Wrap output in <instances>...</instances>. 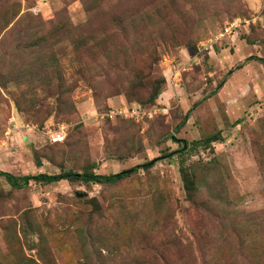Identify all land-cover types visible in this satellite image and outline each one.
<instances>
[{
	"label": "rangeland",
	"instance_id": "1",
	"mask_svg": "<svg viewBox=\"0 0 264 264\" xmlns=\"http://www.w3.org/2000/svg\"><path fill=\"white\" fill-rule=\"evenodd\" d=\"M235 19L238 36L216 41ZM161 79L145 104L137 85ZM133 105L157 113L108 117ZM156 159L112 184L0 178V264H264V0H0V171Z\"/></svg>",
	"mask_w": 264,
	"mask_h": 264
},
{
	"label": "trees",
	"instance_id": "2",
	"mask_svg": "<svg viewBox=\"0 0 264 264\" xmlns=\"http://www.w3.org/2000/svg\"><path fill=\"white\" fill-rule=\"evenodd\" d=\"M109 53H111V52L109 51ZM108 57H109V54H108ZM164 83H165L164 79H161L160 81H156V82L151 83L150 87L146 86V83L137 85V87L138 88L140 87V89H141L139 92L143 93L145 96L147 95V99L145 101V104L153 105L157 101V99L159 98V96L162 92L161 85ZM139 92H136V94L135 93H128V95L130 97L131 96L135 97L136 95H138ZM141 107H143V106H141ZM143 108H147V107H143ZM184 123H185V121H183L182 125ZM171 139L173 140L174 138L171 137ZM174 141H176V140H174ZM219 141H222L221 133H216V134H213L211 136H208L207 138H205L201 141L195 142L193 144V146H199V145L204 146L205 145V146L209 147L213 143L219 142ZM56 145H59V144H56ZM184 154H186V152L183 149H181V150H178L177 152L167 154V157L170 158V157H173L174 155H178L181 157ZM157 161H158V159L153 160V161L148 162V163H145L143 165H139V166L133 168L132 170L124 171V172H121L119 174H110V175H99V174H94V173H77V172H73V171H68V172H63L60 174H53V175H51V174H38V175H34V176H32V175L14 176L11 173L0 171V178H3L13 189H17V190H21V189L28 187L31 182H35L38 184H53V183H59L62 181H68L70 183L80 181V182H83L84 184H92V183H94V184L111 183L112 184V183H117V182H120L122 180L127 179L130 175H132L135 172H138L139 170L150 169ZM179 171H180V175L182 178L184 188L187 191L189 197L192 198L193 195L197 191V188H196L197 186L195 187V185H196L195 176L191 173V171L189 169H187L183 165H181Z\"/></svg>",
	"mask_w": 264,
	"mask_h": 264
},
{
	"label": "built area",
	"instance_id": "3",
	"mask_svg": "<svg viewBox=\"0 0 264 264\" xmlns=\"http://www.w3.org/2000/svg\"><path fill=\"white\" fill-rule=\"evenodd\" d=\"M244 22L247 23V21H241L240 19H235L229 22L221 30V32L218 34L215 40L218 41L222 39H229V38L231 39L235 35L238 36V32L242 28ZM212 41L213 40H210L206 45H211L210 43H213ZM206 45L204 46L205 48H207ZM156 113H157V108L146 109L138 105H133V106H127L126 108H122L118 110L117 113L111 111L109 112L108 117L112 118L118 115V116H123L125 118L134 119L136 122H138L145 117L151 118ZM45 135L47 137V141L51 145L65 143L66 135H67V127L59 126L56 130L49 129L46 131Z\"/></svg>",
	"mask_w": 264,
	"mask_h": 264
},
{
	"label": "water",
	"instance_id": "4",
	"mask_svg": "<svg viewBox=\"0 0 264 264\" xmlns=\"http://www.w3.org/2000/svg\"><path fill=\"white\" fill-rule=\"evenodd\" d=\"M187 145L185 144V146L183 147V150L184 151H186L187 150ZM37 164H38V166H40L41 165V161H40V159H37ZM88 196V194H86V193H78L77 194V197H79V198H83V197H87Z\"/></svg>",
	"mask_w": 264,
	"mask_h": 264
}]
</instances>
